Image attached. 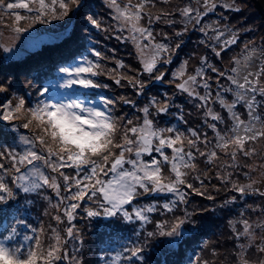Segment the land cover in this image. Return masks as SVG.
I'll return each instance as SVG.
<instances>
[{
  "label": "snow or ice",
  "instance_id": "6c2138e0",
  "mask_svg": "<svg viewBox=\"0 0 264 264\" xmlns=\"http://www.w3.org/2000/svg\"><path fill=\"white\" fill-rule=\"evenodd\" d=\"M81 3L82 0H0V23H4L3 17H12V24L4 23V26L10 29L15 38L29 32L35 24H50L53 20L68 17ZM106 3L112 10V19L117 22L118 30L128 31V38L137 47L142 72L150 80L163 82L166 73L160 71L158 65L171 63L175 49L169 43L158 42L151 28L144 26L141 21L147 18V24L151 25L171 13L153 15L147 11L154 7L152 0H136L135 3L133 0H106ZM221 6L232 8L227 3ZM202 7L205 10L203 12L188 4L177 11L186 22L198 25L208 10L217 7V0H203ZM85 22L86 26L91 25L98 30L102 28V22L92 14L85 17ZM184 31H187V27ZM200 31L206 35L209 31L213 33L210 39L220 45L219 50L213 47L217 57L238 39L234 33H229L225 39L226 30H221L219 26H205ZM175 35L182 36L183 32H176ZM164 39L167 41L168 37ZM179 47L180 44H176L175 48ZM0 48L5 53L13 51L12 47L4 44H0ZM90 52L95 59L83 53H71L69 57L63 58L66 63L56 69L62 78H58L53 86L61 90L74 87L106 89L108 85L96 79L103 75L117 85L126 80L139 94L143 93L145 83L140 76H128L117 71L125 67L123 62L117 61L116 68L108 69L101 63L107 59L103 52L96 48L90 49ZM256 54L255 46L245 45L243 56L233 57L234 66L229 72L208 64L207 58L202 57L193 73L188 72V60L183 61L178 70L172 73L171 83L179 91L196 97L201 102L200 107L205 109V116L212 121L225 122L209 106L211 103L219 104L227 112L231 125L226 130L218 128L217 123L208 124L215 134L214 143L208 139L207 133L202 138L195 129H188L186 133L176 127H160L156 124L151 110L154 109L156 114L167 113L171 97L163 100L152 97L139 109L143 115L136 120L113 115L109 106L116 102L112 99H104L102 109L85 105L76 99L57 102L48 96L33 104L24 96L16 95L0 105V120L20 121L19 127L30 133L19 136V148L0 147V205L15 200L16 190L25 195H40L48 202L44 215L55 221V226L48 225L51 242L47 246L40 238L45 233L43 225L36 228L24 219H17L15 224L5 227L0 232V264H58L65 259L69 260V264H82L77 257L69 256L65 246L68 239L76 238L79 233L74 221L77 219V209L85 202L95 205L83 207L87 218L119 216L126 223L139 222L143 227L152 223L150 214L172 213L178 205L186 203L185 189H191L198 195L204 194L188 180L190 173L197 172V155L212 164L219 159V150L233 162L225 167L237 166L235 161L240 153L245 157L256 155V149L248 147L264 139V119L258 114L264 100L257 99L264 98V62L255 71L250 70ZM206 69L219 77L214 98L209 83L212 77L207 75ZM221 79L227 80L228 86L222 84ZM197 88H203L204 94L201 95ZM7 91L8 87L0 84V93ZM46 93H49L48 87H44L39 95L43 97ZM225 93L232 95L231 101ZM119 99L125 104L133 103L125 97ZM238 104L247 109V119H242L236 111ZM13 127L15 129L16 126ZM201 145L206 150L202 151ZM166 150H170V154ZM145 156L150 158L145 159ZM65 169H72L74 175ZM245 175L249 176L248 173ZM9 176L10 182L6 179ZM230 176V173L223 176L217 174L218 179L225 184L231 183L232 190L241 196L256 192L264 197V191L254 188L255 181L250 176L247 184L232 181ZM192 179L200 181L201 188L204 187L200 174L193 175ZM49 189L55 193L56 203H52L53 198L45 194ZM153 194L171 195L174 198L159 205L136 203L140 197ZM208 199L213 197L208 196ZM49 208L53 211H49ZM188 222L190 214L185 211L183 217L156 222L155 231L147 232V236L159 234L179 237L181 228ZM235 223L243 225L242 231L236 233L237 238H247L249 245L256 229L264 230V221L253 225L249 220L241 219ZM64 224L67 227L63 229L62 235L59 225ZM18 226L30 230L34 235L24 234L22 240H18L17 237L21 235ZM135 235L139 237L140 233ZM239 247L240 264H249L246 246L241 244ZM257 249L264 253V243L257 245ZM142 252L143 247L139 243L130 242V246L123 247L114 255L106 254L107 258L102 256L101 259L105 264H121L123 261L132 264L133 261H143ZM212 254L216 255L215 251ZM195 264H201L199 257ZM203 264L209 262L204 260Z\"/></svg>",
  "mask_w": 264,
  "mask_h": 264
},
{
  "label": "trees",
  "instance_id": "16d2710c",
  "mask_svg": "<svg viewBox=\"0 0 264 264\" xmlns=\"http://www.w3.org/2000/svg\"><path fill=\"white\" fill-rule=\"evenodd\" d=\"M159 1L152 0L154 7L146 10L150 11L153 15L167 13L160 10L158 7ZM161 1L165 3L164 6L168 3L169 6H172V12H168L171 15L165 16L160 20L164 24L160 25V21H154L151 25H148L147 18L142 20L141 23L151 28L158 42L171 44L175 51L171 57V63H163L166 70L159 68L160 71L166 73L164 81H153L156 83H152L150 90L144 94L142 93V96H144L143 101H149L152 97H157L161 100L165 99L152 90L158 88L162 90L165 88L164 85H167V97H171L170 107L167 113L159 114L158 121H155L156 124L160 127H163V125H165L164 127H176L181 132L186 133L188 129H195L201 134L202 138L203 134L207 133L208 139L214 143L215 134L208 127V124L217 123L218 128L226 130L231 125L227 112L219 104L211 103L209 106L219 113L225 122L218 123L212 121L210 117L205 116V109L200 107L201 102L196 97H190L186 93L179 91L171 83L173 80L172 73L177 71L185 60L189 62L188 72L193 73L200 65L202 57L207 58L208 64L219 68L221 71L229 72L234 66L233 57L243 56L245 45L249 47L255 46L257 49V54L250 69L255 71L264 62V15L256 6L254 0H217V7L214 10H208L206 15L201 17V21L197 25L194 22H186L177 11V9L191 4L193 0ZM195 1L199 2L200 8L205 11L202 3L199 0ZM103 2L104 7L101 5L102 10L99 12L97 11L98 6L90 4V0H82L80 8L83 13L89 9L88 13L94 15L98 20L102 17V24L109 23L107 27L111 30L108 32L103 27L98 30L91 25L85 26L84 38H87L85 46H81L78 41L79 36L76 31L78 19L75 14L76 11H74L62 20H53L50 24H35L30 29L36 32L37 35H40V37L45 38L44 40L50 38V40L42 42L38 48L25 49L20 53L19 50L24 45L22 43L20 48L19 42H16V40L13 41V46H10L13 48L12 52L5 53L0 48V84L8 87L7 92L0 93V105H3L7 100L16 95L24 96L33 104L37 100L46 99L48 96L51 100H59L60 98L63 100L78 99L82 103L89 102L90 106L97 105L102 109L104 107L103 100L112 99L116 103L109 106V109L112 111L114 109L116 114H122L119 109V107H122L119 103L121 102L119 96L122 95V97L127 98V95L133 90V87L127 85L126 80H123L120 85L115 84L114 81L111 82V84H115L116 88H121L120 92L111 90L109 81H112V79L103 75L96 79L103 84H107L108 87L106 89L89 90L74 87L70 90H61L58 86H53L57 83L58 78H62L56 72L57 67L60 64L66 63L63 58L69 57L71 53H83L89 58L95 59V57L91 56L90 49L96 48L107 57L101 63L106 68L113 69L116 68V63L114 67H107L106 62L108 57L113 55L111 54L113 50L123 48L125 52L119 55L118 59L114 57L116 62H123L127 66L128 62L133 61L132 59L135 54L129 39L126 41L128 44L114 43L113 40H110V43L114 46L106 38L100 41V34L109 33L117 35L118 32L123 35L126 34V30L123 32L118 30L117 22H114L112 19V10L108 7L106 0H103ZM133 2L135 3L136 0H133ZM224 3L232 5V8L222 7L221 4ZM236 8L240 10L236 11ZM104 9H107V12ZM19 11L23 12V10ZM3 20L8 25H11L13 22L12 17H3ZM169 21H173V23H169ZM4 23H0V31H3L0 37L5 33H8V35L10 33L13 34L9 28L4 26ZM205 26H219L221 30H226L225 39L229 33H234L238 37L237 42L228 46L217 57L213 51V47L219 50L220 45L215 40L210 39L213 35L211 31L207 35L200 31ZM185 27H187V31H184ZM176 32H183V35L177 37L175 35ZM165 36L168 37L167 41L164 39ZM0 44H2L1 40ZM176 44H180L178 49L175 48ZM105 46H108V51L106 52H104ZM68 47L69 49H67ZM117 71L131 76L134 69L128 71L125 68L124 71L122 69H117ZM206 72L208 76L212 77L209 83L212 86L211 90L214 98L218 88L216 80L219 77L208 69H206ZM221 83L228 86L227 80L221 79ZM44 87L49 88V93L41 97L39 92ZM170 91H174V93L170 95ZM197 91L201 95L204 94L203 88H197ZM118 94L119 98L116 96ZM225 95L231 101L232 95L230 93H225ZM127 99L133 101V103L125 104L128 110L123 112L124 117L133 120L142 117L143 114L139 111L142 107L141 105L136 106V98ZM257 99L258 101L264 100L261 97H257ZM151 111L152 118L156 120L157 114L155 110L152 109ZM236 111L241 115L242 119H247V109L242 104L237 105ZM258 114L264 119V104L259 108ZM19 124L20 121L9 122L0 120V147H21L18 144L19 136L30 133H28V130L19 127ZM14 125L16 126L15 129ZM185 146L187 147L186 142ZM248 147H254L256 155L245 157L242 153L238 154L237 158H240L241 168L237 159L235 161V165L237 166L225 167L233 162L230 157L219 150H217L219 159L214 160L212 164H208L204 157L197 155V172L190 173L188 180L204 194L198 195L197 192L191 189H185L187 192L186 203L178 205L172 213L161 215L160 212H155L150 214L152 223L143 227H141L139 222L126 223L119 216L87 218L83 212V207H95V205L85 202L80 209H77V219L74 221L76 227L79 229V233L76 238L68 239L65 246L66 251L70 257L75 256L82 261V264H105L104 260L101 259L102 256L106 257V254L114 255L116 252L121 251L123 247L130 246V242H132L139 243L143 247L142 256L144 257L143 261H133L132 264H190V261L192 264H195L197 257L200 258L201 264H203L204 260H207L209 264H240L238 256L240 252L239 246L241 244L245 245L248 239L245 241V237L237 238L236 233L237 231H242L243 225L235 222L256 215L258 211L254 207L259 205L264 207V197L256 192H250L247 195L241 196L232 190L231 183L225 184L218 179L217 174L219 173V175L223 176L230 173L232 181L240 184L249 183V176L252 180V176L256 173V163L259 161L264 162V139L254 144H249ZM201 150H206L203 145H201ZM166 151L170 154V150ZM149 158L145 156V159ZM5 164L7 165L8 162L5 161ZM252 164L255 165L254 169ZM45 171L47 170L45 169ZM65 171L74 175L72 169H65ZM245 173H248L249 176H246ZM196 174H200L204 180L203 188H201L200 181L192 179V176ZM6 179L10 182L11 177H6ZM254 188H256L255 185ZM16 192L15 200H10L8 204L0 205V232L5 227L15 224L17 219H24L33 227L39 228L41 225L45 227V233L40 238L42 243L47 246L51 242L49 239L51 233L48 230V225L52 224L55 226V221H52L50 216L44 215L45 209L48 208V202L43 200L40 195H25L19 190H16ZM45 194L53 198L52 203L57 202L55 193L50 189ZM208 196L213 197V199H208ZM173 198L171 195L153 194L140 197L136 203L139 205L149 203L159 205L164 203L165 200ZM29 200L31 203H28ZM48 210L53 211L50 208ZM185 211L190 214V222L181 228V235L179 237H164L159 234L153 237L147 236V232L155 231L156 222L165 219L172 221L176 217H183ZM66 227V224L59 225L62 235L63 229ZM18 228L21 233L17 237L18 240H22L24 234L34 235L26 228L20 226ZM137 232L140 233L139 237L135 235ZM254 244H250L246 248V258L249 264H262L264 253H260ZM213 251H215L216 255L212 254ZM58 264H69V260H61ZM121 264H128V262L123 261Z\"/></svg>",
  "mask_w": 264,
  "mask_h": 264
},
{
  "label": "rangeland",
  "instance_id": "374dc122",
  "mask_svg": "<svg viewBox=\"0 0 264 264\" xmlns=\"http://www.w3.org/2000/svg\"><path fill=\"white\" fill-rule=\"evenodd\" d=\"M199 1L203 4V0H199ZM103 3H104L103 0H90V4L98 6L97 7V11H99V12H101V10H102L101 5H103V7H104ZM158 4H159L158 7L160 8V10L162 12H164V11L167 12V13L170 12V11L172 12V6L171 5L169 6V3L166 6H164L165 3L160 0L158 2ZM191 6L194 7V8H200L201 7L199 2H196L195 0H193L191 2ZM200 9L203 12L202 8H200ZM104 10L107 12V9H104ZM88 11H89V9H87V12L83 13L82 9L79 7L76 10V13H75L77 15V19H78V21L76 23V26H77L78 29L76 28V31L78 33V36H79V40L78 41L80 42L81 46H85L86 45V39L87 38H84V32H85V26H86L85 25V23H86L85 22V17L87 15L91 14V13H88ZM101 18L99 19L100 21H101ZM113 21L116 22L115 20H113ZM161 24H164V22L160 21V25ZM108 25H109V23H104V24H102V27H103L104 30L106 29L105 31L110 32L111 30H110V28L107 27ZM2 33H3V31H0V35ZM29 36H31V38L26 39V37H29ZM100 36H101L100 41L103 40L104 38H106L109 41V43H110V40H113L114 43H126V41H128V39H129L128 38V36H129L128 31H126L125 35H123V34L118 32L117 35H113V34H109V33L105 34L104 33V34H100ZM44 39L45 38L40 37V35H37L36 32H34L33 30H29V32L22 33V34H20L19 36L15 37V38H13V34H11V33L9 35H8V33H5L4 35H2L0 37L1 43L6 45V46H13L12 43H13L14 40H16V42H19V47L21 48V44L23 43L24 47H22L19 50L20 53L23 52L25 49L38 48L42 42L50 40V38L47 39V40H44ZM129 40H130V45L133 47L135 56L132 59L133 61H131V57H130V61L131 62H128L129 64L127 66L125 64L124 65L125 67L122 69V71H124L125 68L128 71L130 69H134L135 73L132 72L131 76H137L138 75V76H140L141 79L144 80V83H145V88L143 90V94H144V93H146V92H148L150 90V87H152V83H156V82H153V80H150L148 75L142 72V64L140 63V59L138 58V49L135 46V44L132 42V40L131 39H129ZM126 44H128V43H126ZM112 46H114V45H112ZM67 49H69V47ZM123 50L124 49L121 48L120 50H116L115 49V50L112 51L111 54H113V55L109 56L108 60L106 62L107 67H109V66L114 67V65L116 63V59H118V56L122 55L125 52ZM106 51H108V46L104 47V52H106ZM114 57H116V59ZM127 59H129V58H127ZM158 68H160V69L163 68L164 70H166L163 63L159 64ZM168 68H169V66H168ZM111 82H113V80L109 81L111 90L116 91V92H120L121 88H119V87L116 88L115 84H111ZM127 85H129L128 82H127ZM129 86L132 87L131 85H129ZM164 86H165V88H163L162 90H160V88L154 89V90L151 89V90L154 91L156 94L158 93V95L161 98H165L168 95V93H167L168 92V90H167L168 87H167V85H164ZM173 93H174V91H170V95H172ZM116 96L118 97L119 94L116 95ZM119 97H122V95H120ZM143 97L144 96H142V94H139L137 92L136 88H133L131 93H129L127 95V98H132V99L136 98L135 101L137 102V105H136L137 107L140 106V105H141V107H143V106H145L148 103V101H143ZM62 100L63 99L60 98L59 100H53V101L59 102V101H62ZM76 100H78V99H76ZM119 103H120V106L122 105L121 108L119 107L120 112L122 114H116L114 109H113V111L112 110L111 111H112L113 115H115L117 117H120V115H121V117H124L123 112L128 110V109H126L127 107L125 106V103H123L122 101L119 102ZM83 104L90 105L89 102H84ZM92 106L96 107V108H100L97 105H92ZM124 106H125V108H124ZM159 116L160 115L157 114V118H156L155 121H158ZM164 126L165 125H163V127ZM237 162L239 163V167L241 168V163H240V158L239 157L237 158ZM256 164H257L256 173H255V175L252 176V181H255L254 185H255L256 188H258L260 191H264V162H262V161L260 162L259 161ZM261 164H262V167H261ZM252 167L254 169L255 165L252 164ZM254 209L258 211V213L256 215H254V216H252V217H250L248 219L244 218V219L249 220V222L252 223L253 225H255L258 222L264 221V212H262V209H264V207L262 205H259L257 207H254ZM246 239L247 238H245V241H246ZM253 243H255L254 245H256V247H257V245H259L261 243H264V230L259 229L257 231V229H256V234H255V237L252 240L251 244H253ZM245 246H246V248L249 246V240L246 241ZM262 264H264V258H263Z\"/></svg>",
  "mask_w": 264,
  "mask_h": 264
},
{
  "label": "water",
  "instance_id": "95a60500",
  "mask_svg": "<svg viewBox=\"0 0 264 264\" xmlns=\"http://www.w3.org/2000/svg\"><path fill=\"white\" fill-rule=\"evenodd\" d=\"M254 2L264 15V0H254Z\"/></svg>",
  "mask_w": 264,
  "mask_h": 264
}]
</instances>
